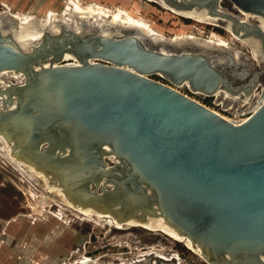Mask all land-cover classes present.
Instances as JSON below:
<instances>
[{
	"label": "water",
	"instance_id": "1",
	"mask_svg": "<svg viewBox=\"0 0 264 264\" xmlns=\"http://www.w3.org/2000/svg\"><path fill=\"white\" fill-rule=\"evenodd\" d=\"M157 1L228 28L258 65L239 49L165 41L137 25H68L53 13L22 23L7 12L0 151L100 219L163 229L210 264H264V0ZM259 83L241 123L173 86L251 101Z\"/></svg>",
	"mask_w": 264,
	"mask_h": 264
},
{
	"label": "rangeland",
	"instance_id": "2",
	"mask_svg": "<svg viewBox=\"0 0 264 264\" xmlns=\"http://www.w3.org/2000/svg\"><path fill=\"white\" fill-rule=\"evenodd\" d=\"M81 1L84 4L96 2L105 6L124 7L135 15L147 18L167 36L189 32L205 39L216 32L231 40L232 48H240L248 54L251 51L249 46L232 39L222 25L183 17L154 1ZM64 6L65 0H0V12L5 15L7 12H33L37 16H43L50 9L61 13ZM254 61L253 69L259 63L255 59ZM151 77L171 85L161 75L154 74ZM261 82L264 83V75ZM180 89L191 94L187 86ZM0 159V264H70L85 254L97 259L99 264H117L122 258L130 261L141 259L140 262L150 264H175L176 261L182 264H207L185 242L178 241L161 230L154 231L137 225L118 228L115 224L94 217L83 220L78 217L79 213L66 207L64 219L51 214L44 218L30 219L25 215L29 212V207L22 189L25 184L18 180L21 174L15 167L8 165L1 155ZM37 188L41 190L38 185ZM52 208L56 209L55 205ZM14 217L16 218L13 219Z\"/></svg>",
	"mask_w": 264,
	"mask_h": 264
},
{
	"label": "bare ground",
	"instance_id": "3",
	"mask_svg": "<svg viewBox=\"0 0 264 264\" xmlns=\"http://www.w3.org/2000/svg\"><path fill=\"white\" fill-rule=\"evenodd\" d=\"M152 1L157 2L160 5H162L163 7L169 9L170 12L172 11V12L177 13V14L183 16V17L194 19V20L199 21V22L210 23V24L213 23V22L201 20V19H198V18H194V17H191V16H187V15L181 14L179 12L173 11L172 9L166 7L165 5H163L162 3H160L157 0H152ZM51 13H53V17L55 19L64 20L66 23H68V25H76V24L82 23V22H86V26L87 25H88V27H92L93 26L94 28H115V27L124 26V25H137V26L141 27L142 29H144L145 31H147L150 35L157 34V36L160 39H163L165 41H179V40H184V39H197V40H201L202 39L201 37H197L196 35H194L192 33H189V32H179V33L175 34L174 36L173 35L172 36H167L161 30H159L157 27H155L154 24L151 23L144 16L135 15L130 10H127L126 8L121 7V6H119V7L105 6V5H101L100 3H96V2L95 3L93 2V3H90V4H84L81 0H65V6H64L63 11L61 13L57 12L56 10L50 9V10H48L46 12L45 15L38 16L39 17V22L41 24H48L49 21H50ZM12 14L13 15H17L22 23L29 21L30 18L37 17V15L34 14L33 12H28V13L13 12ZM0 15L6 16L7 14L5 15V14H2L0 12ZM214 24L220 25V24H217V23H214ZM224 28L230 33L232 39H234V40L236 39L237 41H239V43H243V44L249 46V49L251 50L250 51L251 56L253 57V59H255V60H257L259 62L257 57L252 53L251 46L247 42H245L240 37L235 35L228 28H226V27H224ZM202 40H205L207 42H211V43H214V44H217V45H222V46H225V47H228V48H232V46H233L232 45L233 43H232L231 40H229V39L217 34L216 32H212L211 35H209L207 38L202 39ZM233 49H239L240 50V48H237V47H234ZM173 86L176 89L182 91V89H180V88L181 87H185L187 85L183 84V85H179V86H176V85H173ZM196 93H200V94L204 95V93H201V92H196ZM219 94L231 95L229 92H227L225 90H219L217 93H215V95H219ZM235 97L236 98H240L238 96H235ZM251 99H252V96H251ZM249 102H251V101H245V103H249ZM256 106L257 105H255L254 108H256ZM209 108H211L216 113H218L221 116H223L224 118H226L228 120H231L229 118V116H227L225 113L221 112L220 110H218V109H216L214 107H209ZM0 155H1L2 158H5V162H7L8 165L10 164V165L13 166V168L15 167V170L20 172V174H21V178H18V180H19V182H21V183L23 182L25 184V186H22V189H23V191L26 194V198H27L26 199V201H27L26 205H29L31 207L28 210L29 212L27 214H25V215L27 217H30V219H31V217L33 219H39L40 217L44 218V217L50 216V214L52 216L58 218V219H64L65 218L64 217V208L65 207L70 209L72 212H76L77 214L79 213L80 216H78V217H80L83 220H90L93 217L98 219V217H96L95 215H92V214H90L88 212H85V211H83V210H81V209H79V208L67 203L63 199H61L58 196H56V195L44 190L43 188H41V190L38 189L37 188V184L31 178H29L21 169H19L1 151H0ZM53 205H55L56 209L52 208ZM15 218L16 217H14L13 219H15ZM101 220H103V219H101ZM64 223H68V222H64ZM108 223L109 224H113V223H110V222H108ZM126 224L122 223L121 225H116V224L115 225L118 228L119 227H124V226H134V225L135 226L136 225L137 226H143V227L149 228L150 230H154V231L161 230V231H164L165 233H167L168 235H171V234H169L168 232H166L163 229L151 228V227L146 226L144 224H135V223H128L127 225ZM171 236L173 238H175L176 240H178V241L185 242L183 240H180V239L174 237L173 235H171ZM186 245L190 249H193L187 243H186ZM193 251L196 252L194 249H193ZM196 253H198V252H196ZM200 256H202V255H200ZM174 259H178V257L177 258L174 257ZM139 261L138 260L137 261L136 260L135 261H130L128 259L122 258V261L117 263V264H130L132 262H139ZM54 264H57V263H54ZM59 264H69V263L63 262V263H59ZM70 264H99V262L94 257L85 254V255L81 256L79 259H77L75 262H72ZM175 264H182V262H178L177 263V261H176ZM207 264H210V263H207Z\"/></svg>",
	"mask_w": 264,
	"mask_h": 264
},
{
	"label": "built area",
	"instance_id": "4",
	"mask_svg": "<svg viewBox=\"0 0 264 264\" xmlns=\"http://www.w3.org/2000/svg\"><path fill=\"white\" fill-rule=\"evenodd\" d=\"M183 92V91H182ZM193 99L199 101L205 106L220 107V111L225 113L230 121L241 123L245 121L254 111L255 99L261 93V83L256 87L251 102L245 103L242 98H236L233 95L219 94L207 95L190 91L191 94L183 92Z\"/></svg>",
	"mask_w": 264,
	"mask_h": 264
},
{
	"label": "flooded vegetation",
	"instance_id": "5",
	"mask_svg": "<svg viewBox=\"0 0 264 264\" xmlns=\"http://www.w3.org/2000/svg\"><path fill=\"white\" fill-rule=\"evenodd\" d=\"M150 1H152V0H150ZM27 207H29L28 210L31 208L29 205H27Z\"/></svg>",
	"mask_w": 264,
	"mask_h": 264
}]
</instances>
